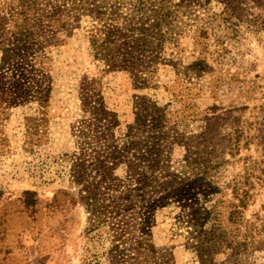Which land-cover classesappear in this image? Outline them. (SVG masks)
<instances>
[{"label":"rangeland","instance_id":"1","mask_svg":"<svg viewBox=\"0 0 264 264\" xmlns=\"http://www.w3.org/2000/svg\"><path fill=\"white\" fill-rule=\"evenodd\" d=\"M221 1L156 0L174 12L160 62L148 74L102 76V97L117 121L116 137L134 124L144 99L179 117L177 130L185 137L206 135L217 153L218 189L199 208H217L227 238L243 243L230 264H264V0H235L231 14ZM96 23L81 17L62 45L39 55L46 108L36 98L0 101V264H88L111 245L105 235L99 240L87 233L88 215L69 183L81 148L79 83L98 72L88 42ZM170 129L164 130L163 156L175 171L184 148L173 143ZM240 200L241 218L230 223L229 205ZM185 221L181 208L165 207L146 236L170 264H207L188 245ZM230 253H217L212 263L229 264Z\"/></svg>","mask_w":264,"mask_h":264},{"label":"trees","instance_id":"2","mask_svg":"<svg viewBox=\"0 0 264 264\" xmlns=\"http://www.w3.org/2000/svg\"><path fill=\"white\" fill-rule=\"evenodd\" d=\"M155 2L0 0V101L22 104L36 98L46 108L48 92L41 88L45 74L37 68L39 55L62 45L74 23L90 17L97 22L88 42L98 72L79 83L84 111L77 127L81 148L70 164L69 183L77 188L74 201L88 215L87 233L99 240L105 235L111 245L88 264H170L169 255L156 251L146 235L157 211L171 205L185 211L191 228L188 245L201 263L213 264L217 253L230 250V264L243 243L227 238L217 208H199L218 189L217 153L207 146L206 135L185 137L177 130L179 117L158 101L144 99L134 124L116 137L117 121L103 101L102 76L119 71L148 74L160 62V49L168 38L164 28L170 26L174 12ZM221 2L230 14L236 8L235 0ZM166 128L175 134L173 143L184 148L179 170L171 171L163 156ZM229 207L228 222L238 224L243 201Z\"/></svg>","mask_w":264,"mask_h":264}]
</instances>
